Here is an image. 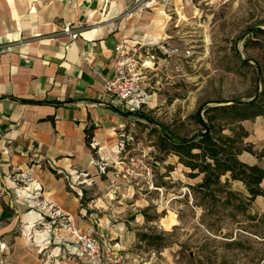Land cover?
<instances>
[{"label":"rangeland","instance_id":"374dc122","mask_svg":"<svg viewBox=\"0 0 264 264\" xmlns=\"http://www.w3.org/2000/svg\"><path fill=\"white\" fill-rule=\"evenodd\" d=\"M131 2L136 9L129 17L132 36L141 42L133 46L148 44L137 53L150 64L141 86L147 104L139 112L152 123L139 119L124 128L125 152L119 157L126 165L131 159L143 161L152 178L130 183L119 175L127 193L112 202L118 208L107 209L109 227L121 225L132 233L123 251L136 264H264V200L249 201L239 182L229 184L235 195L229 197L232 205L203 198L192 188L201 177L188 178L190 171L159 146L163 129L173 138L197 134L201 126L194 115L202 107L247 102L264 88V0ZM143 22L153 28L137 29ZM243 126L247 142L261 153L264 119ZM240 159L264 168V157L257 160L244 153ZM109 198L113 200L108 192ZM104 202L99 201L103 208ZM46 223L35 224L29 232L25 226V233L23 222L9 233L0 231V264H85L69 251L71 237L61 226L57 223L47 232ZM37 231L44 234L37 237Z\"/></svg>","mask_w":264,"mask_h":264},{"label":"crops","instance_id":"0c3cea01","mask_svg":"<svg viewBox=\"0 0 264 264\" xmlns=\"http://www.w3.org/2000/svg\"><path fill=\"white\" fill-rule=\"evenodd\" d=\"M131 1L0 0L1 233L20 222L25 233L26 225L33 230L58 213L120 250L129 247L132 233L109 227L106 213L127 192L117 180V195L108 199L96 164L117 162L119 131L140 121L100 103L105 80L113 75L115 46L141 43L132 36ZM64 27L76 37L63 33ZM36 233L41 237L43 231Z\"/></svg>","mask_w":264,"mask_h":264},{"label":"trees","instance_id":"16d2710c","mask_svg":"<svg viewBox=\"0 0 264 264\" xmlns=\"http://www.w3.org/2000/svg\"><path fill=\"white\" fill-rule=\"evenodd\" d=\"M134 116L152 123L140 112ZM256 118L264 119V88L247 102L219 101L214 106L202 107L194 115L201 126L197 134L190 138H173L163 129L159 146L166 154L174 155L177 163L190 171L188 178L194 180L201 177V181L192 188L200 192L203 198L232 205L229 197L235 195L229 190V184L239 182L245 188L249 201L259 197L264 200V168L240 159L244 153L255 156L257 160L264 157V150L258 154L253 145L247 142L249 134L243 126L244 122ZM222 178H225L224 182ZM219 194H224L226 198L221 200Z\"/></svg>","mask_w":264,"mask_h":264},{"label":"built area","instance_id":"2783aa9c","mask_svg":"<svg viewBox=\"0 0 264 264\" xmlns=\"http://www.w3.org/2000/svg\"><path fill=\"white\" fill-rule=\"evenodd\" d=\"M63 33L70 38L76 37V34L68 27H64ZM147 45L141 44L136 49L128 41H121L115 46L114 71L112 77L105 80L103 89L105 98L100 102L102 105L128 114H135L147 104L148 97L144 89L141 88L145 83L146 77L143 72L147 69L145 65L147 61H141V55L138 56L137 53L140 48L148 47ZM123 132L124 128L118 133L117 148L120 154L125 152V135ZM130 161L128 165L120 159L112 165L108 163L96 164L98 172L105 176L106 187L110 196L117 195L119 175L130 183L140 177L152 178V170L146 163L141 160L131 159ZM121 165L124 166L123 173L119 170ZM50 219L51 221L44 225L45 230L50 232L53 225L58 223L71 237L70 248L82 256L88 264H136L104 235H99L97 239L93 234L76 228L72 221L58 213H54Z\"/></svg>","mask_w":264,"mask_h":264},{"label":"bare ground","instance_id":"6f19581e","mask_svg":"<svg viewBox=\"0 0 264 264\" xmlns=\"http://www.w3.org/2000/svg\"><path fill=\"white\" fill-rule=\"evenodd\" d=\"M145 65H150L149 63H146ZM34 222V221H33ZM29 224H31V223H29ZM33 226H31V225H26V230H28V229H30V228H32ZM2 247H4V246H2Z\"/></svg>","mask_w":264,"mask_h":264}]
</instances>
